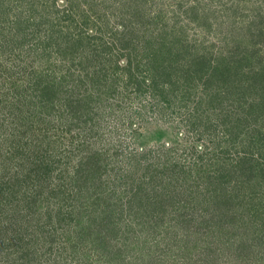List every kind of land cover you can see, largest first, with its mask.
I'll list each match as a JSON object with an SVG mask.
<instances>
[{
  "label": "rangeland",
  "instance_id": "obj_1",
  "mask_svg": "<svg viewBox=\"0 0 264 264\" xmlns=\"http://www.w3.org/2000/svg\"><path fill=\"white\" fill-rule=\"evenodd\" d=\"M0 264H264V0H0Z\"/></svg>",
  "mask_w": 264,
  "mask_h": 264
}]
</instances>
